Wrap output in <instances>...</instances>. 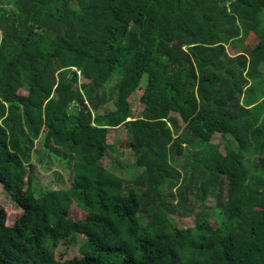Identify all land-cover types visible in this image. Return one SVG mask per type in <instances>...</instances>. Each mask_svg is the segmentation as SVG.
<instances>
[{
    "label": "trees",
    "instance_id": "16d2710c",
    "mask_svg": "<svg viewBox=\"0 0 264 264\" xmlns=\"http://www.w3.org/2000/svg\"><path fill=\"white\" fill-rule=\"evenodd\" d=\"M120 129L133 178L104 166ZM0 184V264H264V0H0Z\"/></svg>",
    "mask_w": 264,
    "mask_h": 264
},
{
    "label": "rangeland",
    "instance_id": "374dc122",
    "mask_svg": "<svg viewBox=\"0 0 264 264\" xmlns=\"http://www.w3.org/2000/svg\"><path fill=\"white\" fill-rule=\"evenodd\" d=\"M258 41L256 39L255 35H252L247 43V46L252 49L257 44ZM246 43L244 44V48L242 51H246ZM231 45H235V42H232ZM229 46L232 55L236 56L238 52H234L235 49H233L232 46ZM253 66H256L255 63H252L250 68ZM90 79L82 77L81 83H87ZM147 83V78L145 77L143 81V85L145 86ZM28 92L23 90L22 94H27ZM140 96H136L132 100L133 107L135 109V113L137 117L141 116V113L143 112V104L139 99ZM129 141V134L127 131L120 129L113 131L111 133L110 142L114 144L116 147V150H112L109 154V157L107 159H104V166L108 169L115 171L119 174H121L124 177L127 178H133L139 174H141L143 171L142 169L136 170L134 168V163L137 161L134 152L129 148L128 146ZM216 143L222 145V151L225 154H228V151H234L238 149V145L233 141V139H223L221 135L216 136ZM40 146V145H39ZM231 148V149H230ZM233 149V150H232ZM37 153L35 154V163H36V170H35V176L38 181H41L43 186L49 187L50 189L56 190L59 189V180L58 178L61 174L62 180H65L67 183V186L69 187L72 183V174L70 173L69 169H67L66 166L62 165L60 161L54 159L53 164L47 168L48 161L45 159L44 162H38L37 160ZM255 162H257V159L255 160L254 154L248 155L247 159H245V164L248 168H253L255 165ZM240 170L235 169L233 167L232 171L229 173V179H228V187H226V195L232 196L243 184V178L240 175ZM208 206L212 207L214 206V201L212 199H209V201L206 203ZM0 205L6 210L8 215L7 224L9 226H13L16 220L19 218V216L22 214L21 209L19 210L17 206L11 201V199L6 195L4 192V189L2 185L0 184ZM87 216V213L83 211L80 208H77L74 204L71 206L70 211V217L73 220L79 221L84 220ZM178 223L181 227L189 228L195 226V216L189 217V218H180L176 217ZM83 237H79L80 244L83 243ZM80 246H72V247H63L62 249H58L56 251V257L58 260H69L74 258L75 256H81V253H79ZM190 254H193V251L190 250Z\"/></svg>",
    "mask_w": 264,
    "mask_h": 264
}]
</instances>
